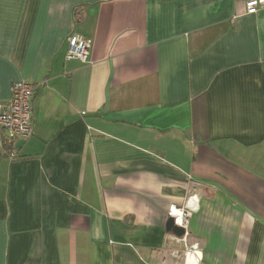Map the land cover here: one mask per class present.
Listing matches in <instances>:
<instances>
[{"label": "crops", "instance_id": "obj_1", "mask_svg": "<svg viewBox=\"0 0 264 264\" xmlns=\"http://www.w3.org/2000/svg\"><path fill=\"white\" fill-rule=\"evenodd\" d=\"M93 40L91 64L67 39ZM0 264H264V10L245 0H0ZM188 235L166 231L192 197Z\"/></svg>", "mask_w": 264, "mask_h": 264}, {"label": "built area", "instance_id": "obj_2", "mask_svg": "<svg viewBox=\"0 0 264 264\" xmlns=\"http://www.w3.org/2000/svg\"><path fill=\"white\" fill-rule=\"evenodd\" d=\"M261 10H264V0H245L246 15H256ZM67 43L66 60L91 64L93 49L91 38L73 34L68 37ZM39 89V86L26 81L14 83L11 88L10 100L0 104V149H5L7 156L13 161L18 156L15 149L17 142L26 141L33 135L35 101ZM195 199V196L189 199L186 208H171L169 213V216L175 219L176 225L186 230V236L188 235L192 208L197 203ZM186 250L187 257L193 255L197 250V245L187 247Z\"/></svg>", "mask_w": 264, "mask_h": 264}, {"label": "water", "instance_id": "obj_3", "mask_svg": "<svg viewBox=\"0 0 264 264\" xmlns=\"http://www.w3.org/2000/svg\"><path fill=\"white\" fill-rule=\"evenodd\" d=\"M166 231L178 239H183L186 236V230L182 227L177 226L175 223V219L171 217L166 223Z\"/></svg>", "mask_w": 264, "mask_h": 264}, {"label": "rangeland", "instance_id": "obj_4", "mask_svg": "<svg viewBox=\"0 0 264 264\" xmlns=\"http://www.w3.org/2000/svg\"><path fill=\"white\" fill-rule=\"evenodd\" d=\"M189 259H190V256L186 259V264H187V261L189 262Z\"/></svg>", "mask_w": 264, "mask_h": 264}]
</instances>
